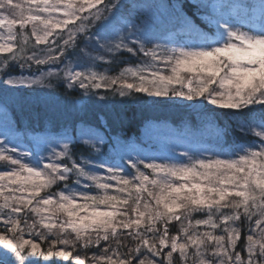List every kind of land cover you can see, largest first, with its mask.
<instances>
[{
	"label": "snow or ice",
	"instance_id": "1",
	"mask_svg": "<svg viewBox=\"0 0 264 264\" xmlns=\"http://www.w3.org/2000/svg\"><path fill=\"white\" fill-rule=\"evenodd\" d=\"M0 168V264H264V0H0Z\"/></svg>",
	"mask_w": 264,
	"mask_h": 264
},
{
	"label": "trees",
	"instance_id": "2",
	"mask_svg": "<svg viewBox=\"0 0 264 264\" xmlns=\"http://www.w3.org/2000/svg\"><path fill=\"white\" fill-rule=\"evenodd\" d=\"M123 59H125L127 61V63L123 64V65H112L110 66L112 71L109 74H116L118 73V71L123 68V67H130V66H134L135 64H137L139 61L137 60V58L132 57L128 54H125ZM104 67H109L108 65H104L101 68H98V71H102L104 69ZM61 92H63V89H60ZM73 95H76L75 93ZM133 111H135L137 113L136 115V119L132 122V124L129 126V132H135L137 135L140 134V125L141 122L144 120H149V119H156V120H160V119H168L171 122L175 123L178 119V113L175 112H167V111H163V112H153L150 110H146V111H140L138 109H133ZM221 123L223 124L226 121V114L221 113ZM2 169V168H0ZM46 245L42 244L41 248H45Z\"/></svg>",
	"mask_w": 264,
	"mask_h": 264
},
{
	"label": "rangeland",
	"instance_id": "3",
	"mask_svg": "<svg viewBox=\"0 0 264 264\" xmlns=\"http://www.w3.org/2000/svg\"><path fill=\"white\" fill-rule=\"evenodd\" d=\"M98 70V69H97ZM100 71V70H99ZM0 170H3V169H0Z\"/></svg>",
	"mask_w": 264,
	"mask_h": 264
}]
</instances>
